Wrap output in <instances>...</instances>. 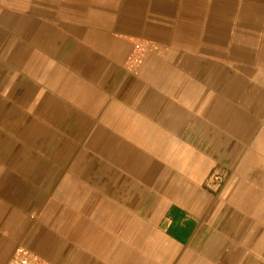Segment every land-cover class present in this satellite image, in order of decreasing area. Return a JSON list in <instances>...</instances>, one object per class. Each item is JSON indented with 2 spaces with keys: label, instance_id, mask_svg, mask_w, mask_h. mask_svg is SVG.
<instances>
[{
  "label": "crops",
  "instance_id": "0c3cea01",
  "mask_svg": "<svg viewBox=\"0 0 264 264\" xmlns=\"http://www.w3.org/2000/svg\"><path fill=\"white\" fill-rule=\"evenodd\" d=\"M20 247L264 264V0H0V264Z\"/></svg>",
  "mask_w": 264,
  "mask_h": 264
},
{
  "label": "built area",
  "instance_id": "2783aa9c",
  "mask_svg": "<svg viewBox=\"0 0 264 264\" xmlns=\"http://www.w3.org/2000/svg\"><path fill=\"white\" fill-rule=\"evenodd\" d=\"M136 52L131 55L130 62L132 66L138 65L143 56V48L140 43L135 45ZM221 176L217 174H212L208 178L209 183L219 184L221 182ZM6 264H42L41 259H39L35 254L25 247H20L16 250L13 257Z\"/></svg>",
  "mask_w": 264,
  "mask_h": 264
}]
</instances>
